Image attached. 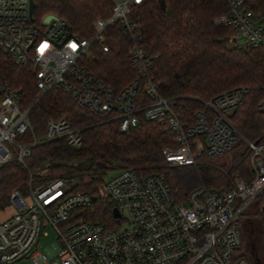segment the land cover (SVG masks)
Wrapping results in <instances>:
<instances>
[{"label":"built area","instance_id":"built-area-1","mask_svg":"<svg viewBox=\"0 0 264 264\" xmlns=\"http://www.w3.org/2000/svg\"><path fill=\"white\" fill-rule=\"evenodd\" d=\"M30 1L0 0V53L17 66H29L42 94L57 86L78 108L118 122L121 132L136 127L140 119L158 121L173 138V146L162 149L169 166H194L202 155L221 157L238 139L244 140L230 117L243 104L248 88L201 102L203 109L191 117L157 94L151 72L156 56L149 54L130 18L144 0H110L109 18L96 20L90 39L78 36L54 15L46 25L43 21L49 15L38 24ZM228 6L214 24L230 30L229 44L235 49L264 48V18L247 9L245 0H228ZM115 23L130 36L128 57L136 73L118 92L86 66L92 46L108 52L106 30ZM140 85L143 96L138 93ZM257 108L264 111V89ZM28 115L20 92L0 78V167L24 165L38 145L62 141L69 148L80 147L81 131L64 119L47 121L44 133L36 136ZM245 143L251 154L247 181L235 173L232 188L201 186L179 203L171 199L163 175L139 176L130 169L110 173L100 189L118 210L116 227L83 219L68 223L73 211L91 208L96 196L71 191L62 178L40 186L30 179L26 193L18 189L10 193L6 208L13 213L0 220V264L25 258L32 264H249L241 252V222L247 218L264 222V143ZM45 227L55 232L57 243L38 251L34 246Z\"/></svg>","mask_w":264,"mask_h":264},{"label":"trees","instance_id":"trees-1","mask_svg":"<svg viewBox=\"0 0 264 264\" xmlns=\"http://www.w3.org/2000/svg\"><path fill=\"white\" fill-rule=\"evenodd\" d=\"M33 1L37 20L54 15L85 39L92 37L96 20L109 18L112 10L110 0ZM245 6L264 18V0H245ZM228 10V0H144L130 15L135 32L149 54L156 56L151 72L157 94L172 100L186 116L202 110L201 102H209L226 91L249 89L243 104L230 117L244 140L238 139L221 157L202 155L194 166L166 164L162 149L172 147L173 138L158 121L140 119L136 127L121 132L118 122L78 108L57 86L42 94L35 87L29 66H17L0 53V78L20 92L25 109L34 104L28 115L33 133L41 136L47 121L64 119L72 129L81 131L82 139L77 149L62 141L38 145L24 165L1 166L0 211L9 206L14 189L26 193L30 179L34 186H40L62 178L71 191H89L97 198L91 208L73 211L68 223L83 219L116 227L120 225L113 217L116 206L100 189L112 172L130 169L139 176L163 175L176 203L185 201L201 186L232 188L231 175L235 173L247 181L251 154L245 140L264 143V111L257 108L264 89V48L235 49L229 44L230 30L214 24ZM130 42L129 34L115 23L106 30L108 52L94 45L86 62L91 73L116 92L136 78L128 57ZM138 93L143 96L142 85ZM261 227L264 222L254 218L241 222L242 239L250 242L243 252L249 264H259L254 243L261 235Z\"/></svg>","mask_w":264,"mask_h":264},{"label":"rangeland","instance_id":"rangeland-1","mask_svg":"<svg viewBox=\"0 0 264 264\" xmlns=\"http://www.w3.org/2000/svg\"><path fill=\"white\" fill-rule=\"evenodd\" d=\"M35 17V16H34ZM35 20L37 18L35 17ZM38 24H40V20H37ZM230 36V33L228 34L227 38ZM13 213V210L11 208H6L2 211H0V220H3L10 216ZM123 227H125L123 225ZM261 235H259L257 238L258 240L254 243V251L256 252V257L258 259L259 264H264V228L261 227ZM42 232L44 233V236L40 237L38 242L35 244L34 249L38 251H46L49 248H51L55 243H57V237L55 232L49 228L45 227ZM249 241L243 239L242 246H241V252H244L245 249L248 246ZM57 257L53 258L52 261L56 260ZM16 264H32V262L28 259L25 258Z\"/></svg>","mask_w":264,"mask_h":264},{"label":"water","instance_id":"water-1","mask_svg":"<svg viewBox=\"0 0 264 264\" xmlns=\"http://www.w3.org/2000/svg\"><path fill=\"white\" fill-rule=\"evenodd\" d=\"M34 8H35L34 1L31 0V1H30V12H33ZM51 18H53V16H51V15L47 16V17L44 19V21H43V25H46V24L48 23V21H49ZM33 105H34V104H33ZM33 105H32V106H33ZM32 106L29 108V111H30V109L32 108ZM95 199H96V198L93 197V200H95ZM113 217H114V218H118V217H119V213H118L117 208H114V209H113Z\"/></svg>","mask_w":264,"mask_h":264}]
</instances>
